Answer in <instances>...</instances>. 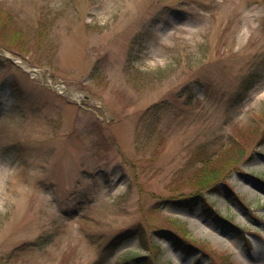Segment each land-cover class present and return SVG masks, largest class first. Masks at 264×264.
I'll use <instances>...</instances> for the list:
<instances>
[{
	"label": "rangeland",
	"instance_id": "374dc122",
	"mask_svg": "<svg viewBox=\"0 0 264 264\" xmlns=\"http://www.w3.org/2000/svg\"><path fill=\"white\" fill-rule=\"evenodd\" d=\"M224 148L205 211L165 204ZM137 226L162 264H264V0H0V264L149 255L108 248Z\"/></svg>",
	"mask_w": 264,
	"mask_h": 264
},
{
	"label": "trees",
	"instance_id": "16d2710c",
	"mask_svg": "<svg viewBox=\"0 0 264 264\" xmlns=\"http://www.w3.org/2000/svg\"><path fill=\"white\" fill-rule=\"evenodd\" d=\"M6 17V18H5ZM2 23L5 24L9 29H11L12 35L14 38L18 36L23 35L22 28L18 27L16 25V22L14 21L13 17L11 15H5ZM40 27L36 30L34 35H32L30 38L34 42L40 43L44 36H46L47 30L46 27L40 23ZM43 43V42H42ZM255 76L250 74L246 76L243 80V90L246 91L252 86V81ZM244 156V150H235L231 152V148H224L223 152L220 153L217 157L215 158H206L203 161V164L200 168H198L197 172H194L193 176L189 177L190 183H194L196 186V191L193 194H190L188 196H182L180 198H176L173 200H165V204H169L173 207L176 208H192L196 204H199L200 207L205 211V198L203 196L204 192H217L218 191V182L222 178L223 174L227 170V166H221L219 163H215L216 161H219L221 157L227 158V162L232 161L233 163L239 162V160ZM215 163V164H214ZM219 164V165H218ZM219 166L216 168V166ZM223 165V164H222ZM223 168V169H222ZM216 217H218V213L215 214ZM226 219L224 220V224H226ZM161 234L165 239L169 240L177 249L180 251H184L186 254L192 255L195 251H198L197 247L195 244H193L192 241H188L183 239V237L178 236L176 233L173 232H162L158 233ZM135 237L139 239L140 246L144 250H150L149 255H142V256H137V255H131L128 256L124 259H122L119 263L117 264H162L159 262V257H158V250H159V245L152 243L151 245L147 240H145L144 237V231L141 226L135 227V229H127L116 236L113 237V239L108 243V248L111 247V249H114L118 245H120L124 240L129 239L130 237ZM105 250H103V253ZM110 251V250H108ZM203 253V252H202ZM205 254V253H204ZM206 255V254H205ZM199 259V258H198ZM197 260V258H196ZM105 257L100 256V258L95 261L94 264H105ZM230 264H232L230 262Z\"/></svg>",
	"mask_w": 264,
	"mask_h": 264
},
{
	"label": "water",
	"instance_id": "95a60500",
	"mask_svg": "<svg viewBox=\"0 0 264 264\" xmlns=\"http://www.w3.org/2000/svg\"><path fill=\"white\" fill-rule=\"evenodd\" d=\"M14 62H16L17 64H19V61L15 60Z\"/></svg>",
	"mask_w": 264,
	"mask_h": 264
}]
</instances>
